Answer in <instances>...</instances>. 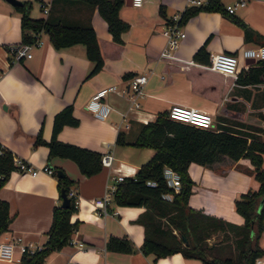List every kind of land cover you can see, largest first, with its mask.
I'll return each instance as SVG.
<instances>
[{"label": "crops", "instance_id": "0c3cea01", "mask_svg": "<svg viewBox=\"0 0 264 264\" xmlns=\"http://www.w3.org/2000/svg\"><path fill=\"white\" fill-rule=\"evenodd\" d=\"M41 1L32 0V16L93 24L101 39L104 64L87 75L95 61L88 56L85 43L57 47L45 30L40 31L42 41L33 46L32 55L17 58L8 45L22 39V12L10 0H0V140L15 156L39 168L36 174L15 168L0 187V198L9 200L12 215L0 237L21 236L24 242L40 245L46 241L53 207L62 200L57 173L44 168L50 162L77 179L73 187L78 192L79 205L71 219H79V224L71 240L51 250L43 264H205L201 258L185 256L180 250L161 256L144 252L141 245L145 228L136 220L144 205L120 204L111 198L110 211L104 214L91 198L103 195L115 175L134 174L155 150L148 145L119 143V131H125L127 139H134L143 122L174 102L208 109L213 113L215 127L221 124L264 127V80L239 82L236 75L219 70L183 66L184 61L203 64L194 58L202 43H206L210 55L219 50L237 52L238 71L255 62L257 57L245 56L242 50L264 43V0H246L234 12L221 9L195 12L181 22L186 35L169 56L175 58L172 60L162 54L167 43L163 29L169 20L181 14L188 0H144L141 5L125 0L120 15L129 26L122 31L123 42L112 39L107 21L95 5L83 0H45L52 2L46 12ZM232 1L223 0L224 4ZM241 21L253 29L248 35ZM140 71L148 72V80L144 93L134 101L121 88L128 87L130 78ZM110 84L117 87L102 95L110 109L106 115H99L87 103L100 88ZM69 102L73 103L79 122L64 124L58 137L114 154L112 164H103L92 174L83 173L71 157L59 154L49 157L47 143H34L40 129L45 138L51 137L55 113ZM256 131L264 139V131ZM189 171L194 180L189 196L192 206L236 223L244 221L235 198L260 183L248 156L225 155L212 163L192 160ZM111 234L128 235L134 249L107 248ZM259 241L264 248V229ZM21 256L17 249L14 258H0V264H22Z\"/></svg>", "mask_w": 264, "mask_h": 264}, {"label": "trees", "instance_id": "16d2710c", "mask_svg": "<svg viewBox=\"0 0 264 264\" xmlns=\"http://www.w3.org/2000/svg\"><path fill=\"white\" fill-rule=\"evenodd\" d=\"M83 1L98 8L107 21L112 39L123 42L122 31L129 26V22L120 15V8L125 0ZM31 5L32 0H23L16 5L22 12L21 41L35 40L40 31L45 30L57 47L75 42L85 43L88 56L95 61L87 75L95 73L103 66L101 39L93 24L71 23L52 16H32ZM160 9L165 12L163 5H160ZM200 9L227 10L223 0H208L202 4L186 5L178 21L184 22ZM241 22L246 35L253 31L248 24ZM10 46L11 44L8 45L9 49ZM194 58L203 64L184 61L183 66L195 65L218 70L210 66L211 55L206 43H202L195 50ZM129 73L126 72L125 75ZM232 75H236L235 79L239 82L264 80V58H257L255 62L249 63L247 67H242L237 74ZM73 109L72 102L60 108L54 115L51 137L45 138L40 129L34 143H47L49 157L55 154L71 157L78 163L83 173L92 174L102 168L103 152L58 137V132L64 124L79 122V117ZM255 129L264 131V127L253 124L246 127L230 124L202 127L172 118L168 115V109H164L153 119L143 122L132 140L127 139L125 131H119L117 136L119 143L148 145L155 149L134 174L125 175L117 182L112 197L120 204L144 205V209L136 217L145 228L141 245L144 252H154L161 256L180 250L185 256L201 258L205 264H254L256 257L264 253L259 241L264 229V139ZM225 155L233 158L248 156L254 163V174L260 181L258 187L249 188L235 198L237 210L245 217L242 223L206 212L189 203L194 181L189 171L190 162L196 160L201 163H212ZM15 157L14 151L0 140V187L7 181L11 171L18 167ZM47 164L51 166L50 162ZM166 165L174 167L180 173L181 184L178 190L167 181L164 173ZM51 167L53 172L57 173L58 167ZM57 175L60 196L63 197L62 191L65 190L70 198L69 203L67 205L55 203L46 241L34 251L23 252L22 264H43L45 256L51 250L61 247L70 240L79 224V219H71L72 213L78 208L75 195L70 193L77 179L71 177L65 170L63 174ZM167 191H173L171 198L164 195ZM11 218L9 200L0 198V233L8 228ZM217 230L223 231L224 240L231 237L232 232L235 247L223 250L221 241L224 240L210 242L209 237ZM183 234L188 242L185 241ZM106 247L131 251L134 244L128 235L111 234Z\"/></svg>", "mask_w": 264, "mask_h": 264}, {"label": "built area", "instance_id": "2783aa9c", "mask_svg": "<svg viewBox=\"0 0 264 264\" xmlns=\"http://www.w3.org/2000/svg\"><path fill=\"white\" fill-rule=\"evenodd\" d=\"M144 0H132V4L141 5ZM208 0H188L187 5L191 4H202L206 3ZM246 3V0H234L232 2H227L225 4L229 12H234L239 5ZM41 5L44 11L48 12L50 9V1H41ZM179 16H174L171 20L167 22L163 31L167 35V43L162 49V54L169 57L173 55L174 49L178 45L182 37L186 35L185 28L181 25V22L178 21ZM42 41L41 36L39 35L35 40L32 41H19L11 44V50L14 52V55L17 58L23 56H31L33 53V46L39 44ZM242 53L245 56H254L257 58H264V43H259L252 46H246L243 48ZM170 58V57H169ZM240 57L237 52L234 51H225L219 50L213 52L211 55L210 66L216 68L224 73L228 74H237L239 69ZM148 80V72L140 71L134 74L130 80L128 87L121 88L123 92H129L134 101L136 96L144 93V85ZM116 84H110L103 88H100L87 103L95 113L99 115H106L110 109V106L102 98V95L108 89L116 88ZM168 115L172 118L190 122L202 127H215L214 116L211 111L208 109L202 108L194 104H185L174 102L168 108ZM129 124V121L126 123ZM114 159V154L111 150H106L102 153V163L104 165L112 164ZM16 163L18 164V169L22 172H31L36 174L39 171L37 166H34L32 162L21 157H15ZM44 168L53 171V168L48 164L44 165ZM164 173L167 178V181L172 185L176 190L179 189L181 184L180 173L174 167L166 165L164 167ZM124 174H117L114 176V180L109 183V186L103 195H99L91 198V202L97 207L99 212L108 213L110 211L108 202L113 197V191L117 186V182L124 178ZM155 182V181H151ZM71 194L75 195L76 202L79 205V196L76 188L72 187L70 190ZM164 195L168 198L173 196V191H167ZM71 240V238H70ZM83 242L80 241V244ZM40 247V244H37L33 241L24 242L22 241L21 236H17L13 239H5L0 237V258L2 259H12L15 257V252L18 249L21 254L25 251H34L36 248ZM20 256H18L19 258ZM254 264H264V256H257Z\"/></svg>", "mask_w": 264, "mask_h": 264}, {"label": "rangeland", "instance_id": "374dc122", "mask_svg": "<svg viewBox=\"0 0 264 264\" xmlns=\"http://www.w3.org/2000/svg\"><path fill=\"white\" fill-rule=\"evenodd\" d=\"M231 234V237L229 238H225L226 240L222 239V236H223V231L222 230H217L215 231L211 237H209V241L210 242H213V241H221V240H224V241H221V244L223 245V250H226V249H229L230 247L234 248V240H233V233L230 232Z\"/></svg>", "mask_w": 264, "mask_h": 264}, {"label": "water", "instance_id": "95a60500", "mask_svg": "<svg viewBox=\"0 0 264 264\" xmlns=\"http://www.w3.org/2000/svg\"><path fill=\"white\" fill-rule=\"evenodd\" d=\"M13 4H20L23 2V0H10ZM127 2H132V0H126ZM50 165L52 166V164L50 163ZM57 173L60 175V174H63L64 173V170L60 167L57 168ZM62 200H61V203L63 205H67L69 203V196L67 194V192L65 190L62 191ZM184 238H185V241L188 242V239L187 237L183 234Z\"/></svg>", "mask_w": 264, "mask_h": 264}]
</instances>
